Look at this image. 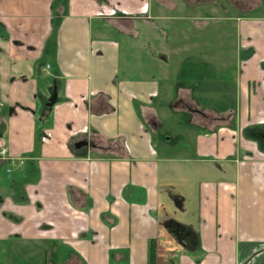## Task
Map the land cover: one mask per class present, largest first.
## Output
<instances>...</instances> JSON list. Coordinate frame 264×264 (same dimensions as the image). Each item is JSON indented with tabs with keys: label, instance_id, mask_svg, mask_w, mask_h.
<instances>
[{
	"label": "crops",
	"instance_id": "crops-1",
	"mask_svg": "<svg viewBox=\"0 0 264 264\" xmlns=\"http://www.w3.org/2000/svg\"><path fill=\"white\" fill-rule=\"evenodd\" d=\"M222 19L237 64L221 56L220 27L203 40ZM262 61L264 0H0V151L37 169L27 181L0 160V264H45L51 242L59 264H264V150L244 133L264 118ZM167 65L207 69L174 83ZM214 65L237 70L228 80ZM163 85L176 113L235 107L236 128L187 121L191 142L159 145L148 125L164 124Z\"/></svg>",
	"mask_w": 264,
	"mask_h": 264
},
{
	"label": "rangeland",
	"instance_id": "rangeland-1",
	"mask_svg": "<svg viewBox=\"0 0 264 264\" xmlns=\"http://www.w3.org/2000/svg\"><path fill=\"white\" fill-rule=\"evenodd\" d=\"M222 1H224V0H222ZM204 9L207 10V7L205 6ZM232 12H233V7L231 8V13ZM215 14H216V16H219L220 14H221V16H223L222 12H218V13L216 12ZM159 23L163 24L162 22H159ZM184 23H186L185 28L190 29L189 31H192V28L195 27L194 21H192V20L184 21ZM232 23L233 22H230L231 26H232ZM228 24L229 23L224 21L223 19L218 21V22L210 20L209 22H207L205 24V27L203 29H201V33L203 36V40H205V42H206V41L210 40L212 33H214V31L220 27L219 30H221V36L218 37V41L216 38L215 42L221 46L220 47L221 56L226 61V63H228V64L236 63L237 64V60H238L237 58H238V54H239V49L237 48V44L239 47V39H237V35H234V32H232L233 31L232 29H230L226 33V35L224 34V31H223L225 29L224 27H226V25H228ZM119 37H121V35ZM121 39H122L123 43L125 44V48H127L126 46L128 45L129 41L126 40L125 37H121ZM158 40L159 41L156 43V48H160V46L158 44H160L161 38H158ZM237 49H238V51H237ZM210 57L213 58L212 55ZM216 57L217 56L215 55V58ZM167 66L168 67L170 66V68H171L172 77H173L172 81H174V83H176V81L179 82V80H186V76H184L183 74H187V72H189V71H191V72L195 71L197 67H198L197 68L198 71H201L202 68L203 69L206 68L205 65H190V66L189 65L188 66L187 65H182V66L167 65ZM214 66L219 67L221 74L226 79L231 80V78L233 77V72H232L233 69L232 68L234 67V69H236L237 65H214ZM121 67H122V70L124 72H127L131 75H139V74H143V76L144 75H150V74L157 75V72H154V71L151 73H147L145 71H140L138 69L134 70L133 65H121ZM199 73H201V72H199ZM175 87L179 88V85L176 84ZM41 89H43V87ZM163 90H164L165 94L162 95L161 101L158 102V107L160 109L162 116L164 117V124L159 129L157 135L155 136L157 143L159 145H163V141H164V138L166 136L171 137L172 142L176 143V144H180V143L186 142V141L191 142L192 134L193 135L195 134V128L192 127L191 125H189V123L187 122L189 120V115L188 114L185 115V113L183 114L182 112L176 113V109H174L171 106V102H169L170 99H168V98L170 95H167L168 92H166L165 85H163ZM201 90H203L202 87H200V91L198 92V96L203 101L208 100V101H211L212 104L219 105V106H223V104H225V103H221V101H216L217 97L216 96L213 97L214 95L212 96V100L205 99V97L201 93ZM208 97L211 98L210 95H208ZM219 99H221V96H219ZM3 134H4L3 131H0V137L3 136ZM14 263L15 264H35V262H32L31 258H29L25 255H21V254H18L15 256Z\"/></svg>",
	"mask_w": 264,
	"mask_h": 264
},
{
	"label": "trees",
	"instance_id": "trees-1",
	"mask_svg": "<svg viewBox=\"0 0 264 264\" xmlns=\"http://www.w3.org/2000/svg\"><path fill=\"white\" fill-rule=\"evenodd\" d=\"M262 67L264 68V61H262ZM190 104L192 105L191 108H193V110L191 108L189 109V111H191V115L188 121L191 125L200 128L202 131H213L221 126H228L231 128H236L237 126V112L235 108L218 109L204 106L198 101H196L194 104ZM196 110H198L199 112H197ZM151 125L152 124L148 125V128L154 131ZM244 133L248 138L256 140L260 145V148L264 150V124L253 125L252 127L246 128L244 130ZM154 134L157 135V133L155 132ZM92 144L94 148H100V146L95 145L94 142H92ZM27 165L28 167L26 169V172L30 173L29 176L34 175L35 171H37L35 166L32 163ZM65 260H67V258H65ZM45 264H59L58 244L54 242H51L49 244L46 250ZM64 264H68V261H65Z\"/></svg>",
	"mask_w": 264,
	"mask_h": 264
},
{
	"label": "flooded vegetation",
	"instance_id": "flooded-vegetation-1",
	"mask_svg": "<svg viewBox=\"0 0 264 264\" xmlns=\"http://www.w3.org/2000/svg\"><path fill=\"white\" fill-rule=\"evenodd\" d=\"M221 2L223 3V2H230V4H232V5H236L237 7H239V6H243L244 5V0H224V1H222L221 0ZM184 106H185V109H186V112H187V114L189 115V117H190V115H191V111H189V109L192 107V105L190 104V103H187V102H185L184 103ZM228 108H235V107H228ZM192 110H193V108H191ZM236 109V108H235ZM197 112H199L198 110H196ZM236 112H237V109H236ZM260 123L261 124H264V122H262L261 120H260ZM150 124H152L151 126H152V128L154 129V130H156V133H158V131H159V129H160V126L157 124V123H154V122H151ZM43 135V134H42ZM82 141V140H81ZM3 149V148H2ZM1 149V150H2ZM2 159V157L0 156V160ZM11 159H15V161L13 162V161H11ZM20 159H24V158H13V157H9L7 160H9V161H11L12 162V165L13 166H16V165H20V166H22V167H25V170L27 169V167H28V165L26 164L27 163V159L25 158L24 160H23V162L21 163V162H19L18 160H20ZM30 164V163H29ZM12 169V168H11ZM13 171V169L10 171V173ZM9 172V171H8ZM27 174H28V172H27ZM35 173H34V175H32V176H29V178H27L26 180L28 181L29 179H33L34 177H35ZM26 181V182H27ZM26 182L24 181V182H22V185L24 186L25 184H26ZM15 222V221H14Z\"/></svg>",
	"mask_w": 264,
	"mask_h": 264
},
{
	"label": "built area",
	"instance_id": "built-area-1",
	"mask_svg": "<svg viewBox=\"0 0 264 264\" xmlns=\"http://www.w3.org/2000/svg\"><path fill=\"white\" fill-rule=\"evenodd\" d=\"M145 7L148 8L147 5H145ZM108 12H109L110 15L117 14V13H118V9H115V8H114V9H110ZM47 67H50V65H48ZM261 121L264 122V118H262ZM51 136H52V134H51L50 131H44L43 135L41 136V141H42V143L47 142V141L51 138ZM7 152H8V149H7V148H3V149L0 151V156H1L2 158H7V159H8L9 157L7 156ZM23 160H24V159H20V160H18V161L22 163ZM11 161L14 162L15 159H11ZM11 170H12L11 168L8 169L9 172H10ZM164 264H174V263H172V262H168V263H164Z\"/></svg>",
	"mask_w": 264,
	"mask_h": 264
},
{
	"label": "water",
	"instance_id": "water-1",
	"mask_svg": "<svg viewBox=\"0 0 264 264\" xmlns=\"http://www.w3.org/2000/svg\"><path fill=\"white\" fill-rule=\"evenodd\" d=\"M85 145H90V142L87 141V140L79 141V142L76 144V147H77V148H80V147L85 146Z\"/></svg>",
	"mask_w": 264,
	"mask_h": 264
}]
</instances>
